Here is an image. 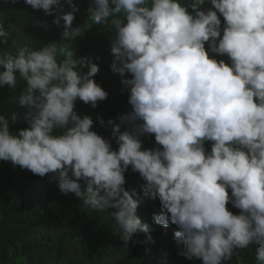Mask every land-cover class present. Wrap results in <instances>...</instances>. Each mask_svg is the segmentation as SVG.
Here are the masks:
<instances>
[{
	"label": "clouds",
	"instance_id": "obj_1",
	"mask_svg": "<svg viewBox=\"0 0 264 264\" xmlns=\"http://www.w3.org/2000/svg\"><path fill=\"white\" fill-rule=\"evenodd\" d=\"M93 2L92 23L113 17L112 70L132 73L124 80L130 105L109 120L121 130L105 140L91 130L89 116L74 111L77 98L92 108L107 98L109 90L92 79L98 64L85 73L77 67L85 60L74 59L72 50L57 60L55 42L39 50L25 46L15 56L0 55V85H15L18 74L27 83L21 103L32 109L30 127L18 135L0 116V160L40 176L54 173L62 192L97 210L114 209L125 245L137 231L148 230L136 215V190L124 187L131 166L145 180L146 193L161 201L155 222L179 227L174 235L184 243L182 254L202 264H224L236 249L256 244L264 264V0H210L225 21L218 43L221 20L217 11L201 10L203 0ZM25 3L50 13L59 0ZM72 8L62 16V39L69 42L88 27L72 26ZM60 19L53 22L59 25ZM8 35L0 24V43ZM205 42L212 52L227 54L231 65L210 58ZM154 138L162 150H142L140 139ZM206 140L213 142L210 153ZM229 201L240 214L226 208Z\"/></svg>",
	"mask_w": 264,
	"mask_h": 264
},
{
	"label": "trees",
	"instance_id": "obj_2",
	"mask_svg": "<svg viewBox=\"0 0 264 264\" xmlns=\"http://www.w3.org/2000/svg\"><path fill=\"white\" fill-rule=\"evenodd\" d=\"M190 5L195 0H180ZM76 5L73 27L86 25L84 32L69 42L62 39L64 31L63 14L73 11ZM59 0L50 13L34 9L25 0H0V24L9 33L7 43H0V55L10 53L15 56L22 47L36 50L55 42L57 60L66 57V51H73L74 59L85 60V65L78 69L87 72L90 64H98V71L92 79L107 92V98L97 101L95 107L87 106L79 98L74 102V111L83 118L93 120L92 131L105 140L115 138L113 131L120 125H110V117H118L127 108L130 86L124 80L132 79L130 72H115L111 68L114 55L112 44L116 39V29L108 22L92 23L90 10L93 0ZM201 10L213 9L221 20V36L225 26L224 17L214 9L210 0H203ZM188 11L195 15L191 7ZM60 17L59 25L53 21ZM126 23V16L121 15ZM205 50L210 58L219 62L224 60L231 65L227 54L211 51L210 43L205 42ZM111 69L118 75L111 74ZM3 69L0 68V71ZM121 84L125 85L124 91ZM26 81L19 77L15 85H0V116L8 123L12 135H18L21 129L29 128L28 113L32 109L21 103L25 94ZM14 117V118H13ZM70 126V125H69ZM131 130V128L125 129ZM124 130V131H125ZM55 135L60 131L54 130ZM143 149L162 150L155 138L152 141L140 139ZM212 141L204 142L206 153L212 149ZM119 144L112 143L111 149L118 151ZM125 190H136L138 200L136 215L147 231H137L125 245L121 239L119 226L112 212L114 209L97 210L85 204L73 192L64 193L59 188V178L54 173L44 176L34 174L28 169L13 165L11 161L0 160V264H202L199 258H189L182 241L178 242L176 224L169 222L164 227L155 222L154 216L161 213V201L146 193L145 180L131 166L124 172ZM82 188L84 182L80 181ZM231 196V189H227ZM226 208L233 214H240V209L231 201ZM170 215V213H169ZM258 245L236 249L231 260L224 264H259Z\"/></svg>",
	"mask_w": 264,
	"mask_h": 264
}]
</instances>
